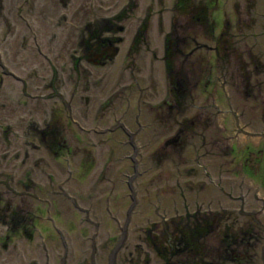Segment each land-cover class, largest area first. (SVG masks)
Segmentation results:
<instances>
[{
	"label": "rangeland",
	"instance_id": "374dc122",
	"mask_svg": "<svg viewBox=\"0 0 264 264\" xmlns=\"http://www.w3.org/2000/svg\"><path fill=\"white\" fill-rule=\"evenodd\" d=\"M86 1H70L79 16L76 24L90 14H101L121 24L122 53L131 44L133 34L143 28L147 14L146 44L159 49L157 56L173 23H177L179 34L189 36L183 43L184 54L198 34L193 21H176L180 11L173 6L177 0H135L137 5L131 4L132 0H91L90 6ZM201 2L212 30L204 27L197 37L209 45L215 43L214 35L226 18L235 32L237 18L242 20L247 12V0ZM249 3L250 44L262 46L264 51V0ZM120 12L121 21H115L114 16ZM203 51L202 76L208 84L203 86L201 103H210L214 97L219 114L214 115L217 121L213 127L183 134H176V128L196 107L175 112L174 119L168 121L157 117V113H166L165 107L158 105L169 87L168 76L162 61L147 52L144 53L149 55L148 60L138 68L139 91H135L133 79L122 80L123 96L109 106L105 98L115 91L116 67L111 69L100 97L91 100L86 115L72 116L84 130L76 128L57 100L24 96L19 81L0 75V101L6 87L9 91L6 110L0 107V192L6 185L10 187L0 194V264H108L131 202L126 184L133 173L129 156L136 160L139 172L131 180L135 203L124 240L114 254V264H264V114H260L264 100L262 104L257 96L245 101L244 116L240 115L237 106L241 103L234 98L228 103L225 98L230 96L228 85L213 84L212 50ZM261 59L264 61V52ZM186 66L193 73L194 63ZM43 68L42 64L38 72ZM11 70L19 75L20 70ZM259 78L256 82L255 77L250 79L253 92ZM28 82L25 92L38 94L40 88L36 90V86L40 84ZM50 102L60 109L53 121L68 124L73 144L78 146H70L69 157L61 150L53 154V150L57 152L55 148L30 150L20 143L26 126L28 134L31 132L34 113L38 115L37 122L49 120V115H42L41 111ZM98 105H108L101 117L96 110ZM231 108L239 113L237 126L228 112ZM206 109L211 111L210 107ZM134 115L138 116L137 121ZM138 125L143 127L135 134L138 153L133 155L127 141ZM109 126L115 129L97 130ZM217 137L216 147L212 140ZM169 138L175 143L165 142ZM229 143L233 144V153L228 152ZM242 157L248 158L241 163ZM39 158L43 161L39 162ZM70 197L87 211L89 221L84 212L73 207ZM14 211L24 218L10 223ZM195 220L196 231L201 234L192 238L189 236ZM173 222H179L178 228ZM206 224L212 228L205 232ZM55 227L60 230L62 241ZM168 247L176 251L170 254Z\"/></svg>",
	"mask_w": 264,
	"mask_h": 264
},
{
	"label": "flooded vegetation",
	"instance_id": "af4514ba",
	"mask_svg": "<svg viewBox=\"0 0 264 264\" xmlns=\"http://www.w3.org/2000/svg\"><path fill=\"white\" fill-rule=\"evenodd\" d=\"M70 1L0 0V75L10 78L9 73L2 69L3 65L9 69L20 70L16 80L23 85L21 93L24 96H26L24 86L29 83L28 81L33 80L40 84V86H36V90L40 88L38 94H30V96H34V99L41 97L42 100L53 99L60 102L62 111L78 130H84V128L79 126L72 116L81 115L84 117L86 115L91 100L100 97L105 82L112 73L111 69L114 67H116L113 77L115 91L113 90L114 92L105 98L109 106H112L123 96L122 88H120L124 83L122 80L133 79L135 91H139L138 68L143 62L146 63L149 57L144 52L161 60L163 71L168 76L169 87L158 105L165 107L166 113L164 116L157 113V117L162 121L164 119L168 121L171 120V117L174 119L175 112L183 113L190 110V107H196L191 116L181 120L180 125L176 128V134L193 132L197 128L209 129L217 121L214 115H218L219 110L213 101L214 97L210 103H201L203 86L208 84V79L202 76L203 49L212 50L213 53L211 72L213 84L219 87L223 84L228 85L230 96L225 98L228 103L233 98L241 103L237 106L240 115L244 116L243 111L246 110L244 102L247 100L255 99L258 96L263 104L264 61L261 59V53L264 51L261 49L262 46L256 47L250 44L249 0L244 6L246 14L243 13L242 20L238 18L236 20V31L231 29V23L226 18L222 28L214 35L215 43L213 45L202 41V37H197L202 34L204 27H210L208 14H205L201 0H195L194 4L192 0H177L173 6V9L180 11L177 13L176 21L178 19H180L179 21L184 19L189 22L193 21L198 34L195 33L192 38L193 45L184 54L183 43L189 36L179 34L177 23H173L164 36V45L158 56L156 52L159 49L146 44L150 14L145 16L143 28L133 34L131 44L126 46L122 53V25L108 20L101 14H90L89 17H83L80 24L77 25L78 14L70 7ZM84 3L88 6L92 4L91 0ZM131 4L137 5L135 0H132ZM235 10L239 11L238 4L235 5ZM122 16V12L118 13L114 16L115 21H121ZM211 23L215 24L214 19ZM209 29L212 30L211 27ZM253 48L257 49L256 52L252 51ZM192 63H194L193 73L189 67L186 68L187 64L191 65ZM42 64L44 70L38 72V68ZM252 77H255V82L260 77L255 84L256 92H253L254 87L250 83ZM1 79L0 77V84L3 81ZM152 84L155 85V83ZM213 88L215 87L213 86ZM8 94L9 91L6 87L3 99L0 101V107L3 110H6L8 104ZM50 104L41 111L42 115H49V120H46L45 123L37 122L38 115L34 113V125L29 126L31 132L28 134L26 126L23 131L24 139L20 143L30 150L46 148L51 151L52 148H55L57 152L53 150V154H58L61 150L69 157L70 146L71 148H78V146L73 144L70 126L68 124L58 125L57 120L53 121V117L60 112V109L53 102ZM108 105L97 106L96 110H98L99 116L106 112ZM206 107H210L211 111L209 112ZM152 108L155 110V107ZM263 108L264 104L260 107L261 116L264 114ZM247 111L249 110L247 109ZM228 112L237 126L236 118L239 113L236 114L232 108ZM210 117L213 118V121ZM137 119L138 116L134 115V120L137 121ZM38 123L40 124L38 125ZM135 133H138V130L129 137L131 138L129 143L136 149ZM169 141L175 143V139L165 140V142ZM212 141L217 147L218 137L213 138ZM230 143H232L231 140ZM230 143L227 144L228 152L233 153V144ZM27 155L25 150V158ZM247 158L242 157L241 163ZM38 161H43V159L39 158ZM34 163L37 164V160ZM29 185L33 184L30 182ZM5 187L6 189H2L0 194H5L7 190H10L9 184ZM22 196L23 194L20 198ZM15 213L16 211L13 212L14 215L11 216L10 223L24 218V215H15ZM210 228L212 226L206 224L205 232ZM200 234V230L196 232V238ZM255 242H257L256 239ZM40 247L43 249L42 243H40ZM262 251L261 248V254Z\"/></svg>",
	"mask_w": 264,
	"mask_h": 264
},
{
	"label": "trees",
	"instance_id": "16d2710c",
	"mask_svg": "<svg viewBox=\"0 0 264 264\" xmlns=\"http://www.w3.org/2000/svg\"><path fill=\"white\" fill-rule=\"evenodd\" d=\"M172 224H173L174 227H177V228H178V226H179V222H177V223H176V222H173ZM196 226H197V225H194V226L192 227V231H190L192 235H190L189 237H192V238L195 237V234H196V232H197V231H196ZM176 231L179 232V234L181 233V232H180L181 230H176ZM179 236L182 237L181 235H179ZM189 237H188V238H189ZM149 239H150V238H149ZM181 239H182V238H181ZM190 239H191V238L187 239V241H189ZM150 240H151V239H150ZM177 242H179V239H178ZM154 248H155L156 252H157L158 254H160L158 248H157L156 246H154ZM168 249H169V247H168ZM174 251H176V250H175V249H171V250L169 249L170 254L174 253ZM166 257H167V256H165L164 259H166Z\"/></svg>",
	"mask_w": 264,
	"mask_h": 264
},
{
	"label": "water",
	"instance_id": "95a60500",
	"mask_svg": "<svg viewBox=\"0 0 264 264\" xmlns=\"http://www.w3.org/2000/svg\"><path fill=\"white\" fill-rule=\"evenodd\" d=\"M122 232H123V234H122V236L120 237L119 242L116 244V246L114 247V249L112 250V252H111V254H110L109 264H114V258H113V257H114V253H115L116 249L119 247L120 243H121L122 240H123L124 230H123Z\"/></svg>",
	"mask_w": 264,
	"mask_h": 264
}]
</instances>
